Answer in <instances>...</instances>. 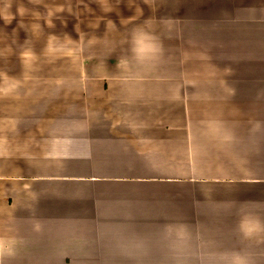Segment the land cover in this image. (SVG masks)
<instances>
[{
	"label": "crops",
	"instance_id": "1",
	"mask_svg": "<svg viewBox=\"0 0 264 264\" xmlns=\"http://www.w3.org/2000/svg\"><path fill=\"white\" fill-rule=\"evenodd\" d=\"M112 21L0 54V264H264V79L213 64L224 32Z\"/></svg>",
	"mask_w": 264,
	"mask_h": 264
},
{
	"label": "rangeland",
	"instance_id": "2",
	"mask_svg": "<svg viewBox=\"0 0 264 264\" xmlns=\"http://www.w3.org/2000/svg\"><path fill=\"white\" fill-rule=\"evenodd\" d=\"M223 1L226 0H0V54L4 51L6 65H16L15 62H9L16 52H20L23 57L21 64L32 65L36 57L33 53L35 51L36 54L40 49L42 55L37 59H41V64H46L50 48L60 46L58 41H53V45H50V37L55 39V35L64 34L60 32L64 28L70 31L67 33L70 42H76L78 38L72 33L73 28L78 32L83 30L85 45L88 43V47L92 49L97 47L96 42L102 48L104 41L117 45L116 37L112 35L120 30L119 26L110 24L113 19L129 16L137 18V22H141V19L150 22L151 19L154 22L183 19L186 32L197 31L205 35L216 31V34L225 33L226 40L217 42L223 53L219 56L211 53L212 56L209 57L214 61L213 64L218 66L226 63L222 58L224 55L226 61L232 60L231 65H243V69L252 71L250 79L263 80L264 2L238 0L235 8L225 9L221 6L224 5ZM33 17L37 25H32ZM1 18L4 24L1 23ZM44 21L54 23L45 25ZM86 22L89 25H86L87 28L83 25ZM107 23L110 25L106 30ZM140 25L137 27H141L139 31L142 34L144 26ZM147 27L154 26L152 24ZM157 27L169 28L165 25ZM107 32L111 35L106 36ZM173 37L174 35H167L166 41ZM121 38V34L117 36L119 43ZM158 42L161 44L165 41L158 39ZM61 44H67L68 47V42L62 41ZM256 70L259 71L258 75ZM214 72L224 79L219 69ZM210 75L208 73L204 78ZM226 75L230 76L231 72L228 71Z\"/></svg>",
	"mask_w": 264,
	"mask_h": 264
},
{
	"label": "clouds",
	"instance_id": "3",
	"mask_svg": "<svg viewBox=\"0 0 264 264\" xmlns=\"http://www.w3.org/2000/svg\"><path fill=\"white\" fill-rule=\"evenodd\" d=\"M237 264H240V262H239V261H237Z\"/></svg>",
	"mask_w": 264,
	"mask_h": 264
}]
</instances>
